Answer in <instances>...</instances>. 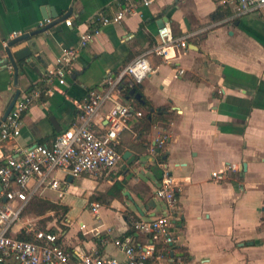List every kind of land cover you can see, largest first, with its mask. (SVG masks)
Masks as SVG:
<instances>
[{
    "label": "crops",
    "instance_id": "1",
    "mask_svg": "<svg viewBox=\"0 0 264 264\" xmlns=\"http://www.w3.org/2000/svg\"><path fill=\"white\" fill-rule=\"evenodd\" d=\"M150 1L146 6L144 0H0V119L16 91L21 95L35 87L43 91L25 116L19 138L2 145L5 158L18 148L50 145L69 129L88 91L101 87L108 72L118 71L156 45L162 18L168 19L177 38L187 37L189 44L187 50L178 48L173 60L154 57L155 72L133 87L144 103L135 97L130 101L152 123L144 132L140 118L120 135L123 153L143 154L144 164L137 172L131 170L134 176L129 178L131 172L122 169L125 162L109 176L70 180V175L56 172L52 178L61 189L43 188L32 197L66 210L45 216L22 214L10 234L19 238L30 226L44 227L58 234L59 244L75 260L93 252L123 258L115 240L130 238L143 248L151 240L132 228L128 217L150 219L166 212L157 210L160 181L154 168H158L168 171L178 186L179 216L172 228L175 243L157 241L150 264H264V15L238 16L230 0ZM131 3L137 5L136 13L120 24L101 25L99 18L113 16ZM219 9L229 15L213 21ZM53 11L58 17L72 11L67 20L73 26L64 21L12 48L15 53L30 46L34 63L24 67L18 62L15 86L7 53L12 34L40 30L39 23ZM95 29L99 34L80 52L66 85L56 84L49 91L45 73L65 49L78 45L84 32ZM164 137L167 143L159 148L156 141ZM220 171L223 179L212 177ZM117 182L124 184L122 198L108 194ZM138 184L151 189L150 200L140 198ZM0 198L6 203L1 183ZM95 203L101 206L97 214L92 209ZM46 217L50 218L44 223Z\"/></svg>",
    "mask_w": 264,
    "mask_h": 264
},
{
    "label": "built area",
    "instance_id": "2",
    "mask_svg": "<svg viewBox=\"0 0 264 264\" xmlns=\"http://www.w3.org/2000/svg\"><path fill=\"white\" fill-rule=\"evenodd\" d=\"M236 6L239 16L251 13L264 15V0H230ZM150 0H144L148 6ZM137 5L131 3L119 8L113 16L99 18L102 26L120 24L129 14L136 13ZM52 20L41 21L39 29L46 27ZM69 27L71 20L65 21ZM100 30L84 32L78 45L67 48L44 76L49 91L56 84L64 86L73 74V65L80 52L91 44ZM14 32L12 40L22 36ZM188 39L177 38L169 24L159 29L158 40L154 47L126 64L116 72H108L103 85L88 91L85 99L78 104L77 118L73 125L59 134L50 145L37 144L28 149H17L15 155L4 157L0 154V183L7 201L0 198V264L14 261L19 264H150L154 257L156 242L165 245L175 243L172 232L179 216L178 186L168 171L163 172L162 180L156 190V197L166 205V212L150 219L130 217L131 227L136 231L150 235L146 247L137 246L130 238L117 239L114 244L124 257H105L98 252L79 256L73 255L59 244L58 234L31 227L27 235L31 240H22L11 236L13 227L21 221L23 211L32 196L43 188L60 190V183L52 178L56 172H64L75 178L81 176H109L124 162L123 152L118 150L120 135L129 129L131 122L145 114L138 109L124 92L142 84L155 72L153 58L170 61L177 58L178 48L187 50ZM179 75H184L180 70ZM43 91L35 87L20 95L7 119L0 126V149L6 142L16 141L21 135L23 120L38 102ZM110 104L106 113L101 109ZM168 138L156 141L163 148ZM4 160V161H2ZM212 177L223 179V172H214ZM35 185L32 186L31 183ZM100 204L92 205L97 214Z\"/></svg>",
    "mask_w": 264,
    "mask_h": 264
},
{
    "label": "water",
    "instance_id": "3",
    "mask_svg": "<svg viewBox=\"0 0 264 264\" xmlns=\"http://www.w3.org/2000/svg\"><path fill=\"white\" fill-rule=\"evenodd\" d=\"M54 12V11H53ZM72 14V11H70L68 14L64 15L63 17H58V15L54 12L52 13L51 17H47L46 15L44 16L45 20H52L51 23H49L46 27L34 32V33H27V34H23L22 36L12 40L7 47V53H8V60L10 61V63L12 64L14 70H15V74H14V85L17 86L18 85V79H19V65L18 62H20L24 67H26L27 65L30 67L34 66V63L31 61L32 60V50L30 46H27L15 53L12 52V48L19 45L22 42H25L29 39H31L33 36L35 35H40L43 33H46L48 30L58 26L59 24H61L62 22L66 21ZM168 23V19L167 18H162L160 21H158V27L160 29L165 27V24ZM21 95V91H16V93L14 94V96L12 97L3 117L0 119V126L2 124V122H4L8 115L10 114L11 110L13 109L16 100L18 99V97ZM131 97H135L136 99H138L140 102L144 103V101L142 100V95L141 93L138 92L137 88H133L129 94V96H127V100H130ZM142 157L143 154L138 155V156H133V154L130 151H125L123 158H124V164L122 166V169L125 170L126 173L131 172L130 173V177L134 176V172L135 171H131V170H137L141 165L144 164V161H142ZM73 179V176H70V180ZM128 194V193H126ZM150 204L155 206V203L153 200L150 201ZM139 212L141 215H144V212L139 209Z\"/></svg>",
    "mask_w": 264,
    "mask_h": 264
},
{
    "label": "trees",
    "instance_id": "4",
    "mask_svg": "<svg viewBox=\"0 0 264 264\" xmlns=\"http://www.w3.org/2000/svg\"><path fill=\"white\" fill-rule=\"evenodd\" d=\"M229 14L227 13H223L220 9L217 10L213 16L212 19L213 21H221L223 20L226 16H228ZM131 87H128L125 92H124V96L127 97L131 91ZM146 106H149L148 103H146ZM151 121L149 120V117L145 116L144 118L141 119V121L139 122V125L141 126L142 130L144 132H148V130L150 129L151 126ZM118 150L120 152H123L122 148L118 147ZM162 160V159H160ZM154 173L158 179V181L162 180L163 177V171H161L160 169H156L154 168ZM123 188H124V184L117 182L115 184V187L108 192L109 195L111 196H115L117 198H122L123 197ZM135 191L140 195V198L145 199L147 198V200L151 199V189L147 186V185H142V184H138L135 187ZM60 210H66L63 207H61L60 205L51 203L48 200L39 198V197H32L29 202L27 203L24 211H23V215H28V214H35L37 216H45L47 213L49 212H55L58 213ZM50 217H46L43 219V222H46L47 220H49ZM128 219L130 220V217H128ZM45 228L43 227V230ZM50 231V230H48ZM19 239L22 240H31L30 236L21 234L19 236Z\"/></svg>",
    "mask_w": 264,
    "mask_h": 264
},
{
    "label": "rangeland",
    "instance_id": "5",
    "mask_svg": "<svg viewBox=\"0 0 264 264\" xmlns=\"http://www.w3.org/2000/svg\"><path fill=\"white\" fill-rule=\"evenodd\" d=\"M129 138V137H128ZM130 139H131V137H130ZM138 171V169L136 170V172ZM87 182V184H88V181H86ZM157 204H158V208H157V210L158 211H160L162 208H166V206L164 205V203H163V201L162 200H157ZM38 223V225L41 227L42 225H43V223L42 222H37ZM45 223V222H44Z\"/></svg>",
    "mask_w": 264,
    "mask_h": 264
}]
</instances>
